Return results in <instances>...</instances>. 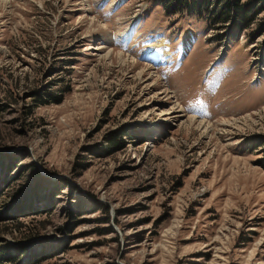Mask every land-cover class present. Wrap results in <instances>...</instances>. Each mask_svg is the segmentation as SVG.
Returning <instances> with one entry per match:
<instances>
[{
  "label": "rangeland",
  "instance_id": "rangeland-1",
  "mask_svg": "<svg viewBox=\"0 0 264 264\" xmlns=\"http://www.w3.org/2000/svg\"><path fill=\"white\" fill-rule=\"evenodd\" d=\"M235 1L0 0L1 264H264V0L238 34Z\"/></svg>",
  "mask_w": 264,
  "mask_h": 264
},
{
  "label": "trees",
  "instance_id": "trees-1",
  "mask_svg": "<svg viewBox=\"0 0 264 264\" xmlns=\"http://www.w3.org/2000/svg\"><path fill=\"white\" fill-rule=\"evenodd\" d=\"M228 1L229 0H219V1H217L218 2L217 4L212 6L213 1H211V0H157V2L162 5V8L167 15H171L174 13H176L178 15L195 14L196 16H200L203 19L206 18L205 20H207V22L208 21L209 22H216L218 24H223L224 22L228 21V18L231 19L230 21L233 20V17L230 13V9L232 8V2H231L232 0H230L229 4H228ZM235 3L237 4V7H235L237 14L235 15L233 27H234V29H236L237 32H239V31L243 30L244 28H246L247 26H249V24L251 23V19H252L251 13H252L254 7L256 6V3H254L253 6L249 5L248 8H245L246 6L243 5L242 3L240 4L239 0H236ZM46 95H49V93ZM51 95H53V94H51ZM37 99L39 101H44V100H42V98L37 97ZM121 140L122 139H121L120 134L118 136H112L110 139V144L111 145H114V144L118 145V144H120ZM82 198L83 197L80 196L78 198V200L74 203V205H76L75 206L76 210H74V212H77L79 209H82V207H80L81 205L78 204L80 201L79 199H82ZM15 205H16V209L13 206H11L9 208V211L17 210L19 213H21V211L24 210V208H26L21 204V202H19V203L17 202V204H15ZM19 215L20 214H17V216H19ZM3 249L4 248H0V252ZM15 249L19 253V255H17L19 258V256L24 251H26L28 248L23 246V245H19V246H16ZM5 252H6V250H5ZM6 253H7L5 255L6 259L11 261L12 257H13L11 255H14V254H9V251ZM28 253H29L28 256H30L31 258L33 255L37 256L35 259H31L33 261H31L30 264H36L38 262V260L42 257L41 252L38 255L37 254H31L30 255L29 251L27 252V254ZM25 264H28V262H26Z\"/></svg>",
  "mask_w": 264,
  "mask_h": 264
},
{
  "label": "bare ground",
  "instance_id": "bare-ground-1",
  "mask_svg": "<svg viewBox=\"0 0 264 264\" xmlns=\"http://www.w3.org/2000/svg\"><path fill=\"white\" fill-rule=\"evenodd\" d=\"M117 56H118V57H122V55L119 54V53H117ZM137 74L140 75V76H141V75H142V76L144 75L143 71H139ZM189 120L192 121L191 119H189Z\"/></svg>",
  "mask_w": 264,
  "mask_h": 264
}]
</instances>
